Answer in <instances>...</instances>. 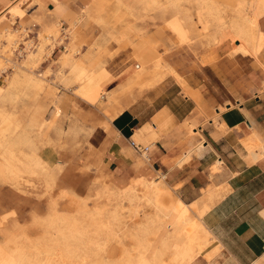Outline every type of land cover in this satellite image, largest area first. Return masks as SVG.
<instances>
[{"label":"rangeland","instance_id":"1","mask_svg":"<svg viewBox=\"0 0 264 264\" xmlns=\"http://www.w3.org/2000/svg\"><path fill=\"white\" fill-rule=\"evenodd\" d=\"M256 3L264 12V0H256ZM133 11L129 10L119 0H109L107 6L100 12L94 10L97 17L107 25L108 30L114 33V36L113 40L100 46L99 43L95 44L94 39L97 40L101 27L95 23H86L88 26L85 24L82 26V42L78 44L76 55L82 63V69L79 73H74L68 68L59 71L60 66L55 60L64 49L63 45L65 46L66 42H71L70 36L67 34V38L64 31L61 30L63 44L54 47L52 51L50 50L48 55H44L41 63L34 69L32 68L38 77L45 73L47 88L31 94L27 98L20 97L13 104L7 103L6 107L12 115L11 128L17 124L20 126L16 130L17 133L21 129L28 133L25 132V144L21 146L22 150L33 154L41 168L47 170V173L54 179L50 187L34 180L31 181L32 184L22 185L20 189L0 181V218L5 216L4 225H0V228L8 227L13 220H16L21 225L24 224L28 237L36 240L41 236L42 229L33 222L43 218L48 213V204L54 202L56 210L62 215L76 213L81 202H89L90 205L98 207L106 205L108 208H112L108 203V197L102 193L106 186L117 189L136 186V189L141 190L143 183L156 181L159 203L163 207H174L175 202L170 197V188L164 185L165 176L159 171L157 174L153 170L149 173L133 172L132 170L125 172L110 165L107 156L108 136L112 133L110 122L137 98L145 99L147 101L146 107L152 111L161 101L172 99L173 96L180 97L179 94H176L177 84L184 86L186 82H191V84L198 85L203 89L208 85L216 92V77L219 66L224 68V72L228 76H226L227 81H229L228 78L235 83L240 80L241 85H244L246 82L251 84L257 79L250 74L247 75V64L239 61V57L233 56L234 54L251 56L249 54L244 55L240 51L241 47L237 48L238 41L221 44L220 39L211 37L210 29L200 28L199 33H196L176 22L173 17L166 13L164 17L157 16L155 19L147 20L146 28H148L149 33L154 34L151 37V41H153L151 46L163 58L171 62L179 79L170 69L163 67L157 72L158 76L154 79L156 81L155 86L143 84L142 69L138 68L141 66L138 63L140 61H135L130 45L132 44L131 41L138 39L137 34H140V31L137 32V28L142 31L145 24L137 20L136 11ZM9 13L13 15L14 12ZM32 21L33 19L27 23V29L24 25L22 27L11 25L14 28L7 29L13 34V42L10 45H7L4 39L0 38V50L10 54V62L5 64L6 70L0 69V87L5 84L4 78L12 74L14 62L28 68L24 61V55L28 50L33 51L36 45H40L46 40L45 25L59 23L57 21L44 23L35 19L34 21H39L40 23H37L41 26L37 31L38 27H30ZM261 21V27L264 28V16ZM81 22H85V17ZM33 32L35 34H32ZM210 40L211 44H208ZM18 44L24 45L23 55L20 58L15 55ZM55 45L57 43L53 44V46ZM150 60L152 62V59ZM170 62L167 63L170 65ZM101 67L108 70L111 78L115 82L117 81L108 90V97L111 96V98H108L107 94L104 93L92 95L94 96L92 97L90 96L91 93L88 95L85 90L86 81ZM131 68L132 70L135 69L132 74L121 79L120 77ZM166 77L167 79H165ZM219 77L223 78L224 76ZM83 85L85 87L82 88ZM164 85H167L165 89L163 88ZM239 87L241 88V86ZM152 96L154 98L157 96L155 101L150 100ZM88 97L89 99H87ZM62 99L65 102L66 99L73 102L71 111H62L61 107L64 105L61 102L64 101ZM35 113L37 114V121L31 127ZM185 124L191 127L188 123ZM136 155L138 160L144 159L146 161L137 153ZM125 173L128 178L122 180L120 177ZM138 176L143 179L136 180L135 178ZM117 207L124 221L134 220L131 218V207L126 201L121 202ZM183 207L189 208V211L192 210L191 205ZM154 211L152 205L146 206L142 208L136 220L142 221L149 215L151 216ZM167 222H171L170 219ZM165 231L166 227H162L158 235L154 239L151 238L152 244L147 256L158 246ZM2 241L3 236L0 233V242ZM106 245L108 249L112 250V254L116 258L121 257L123 250H131L134 246L129 239L122 240L120 243L117 238L115 240L112 238ZM216 245L217 243L214 245V249L206 255L210 261L216 256Z\"/></svg>","mask_w":264,"mask_h":264},{"label":"bare ground","instance_id":"2","mask_svg":"<svg viewBox=\"0 0 264 264\" xmlns=\"http://www.w3.org/2000/svg\"><path fill=\"white\" fill-rule=\"evenodd\" d=\"M108 1L95 0L91 6L89 5L90 7L87 6L80 12L69 26L62 27V29L60 23L45 25L46 40L40 45H36L33 51L28 50L24 55V61L28 68L14 62L12 74L4 78L5 84L0 87L1 182L10 184L16 189H20L22 185L32 184L31 181L34 180L46 187H50L53 183L54 178L47 173V170L41 168L37 158L22 150L21 146L25 144L26 131L21 129L17 133L16 130L20 127L17 124L11 128L12 115L6 105L7 103L13 104L20 97L27 98L31 94L47 88L45 73L38 77L32 70L41 63L45 54L48 55L54 47L63 44L61 30L64 31L66 37L67 34L70 36L71 42H66L60 56L55 60L60 66V72L67 66L74 73L81 71L82 63L76 55L78 44L82 42V26L84 24L88 26L86 23H95L101 27L97 40L94 39L95 44L99 43L100 46H103L113 40L114 33L110 32L107 25L97 17V13H94L95 9L98 12L103 10ZM119 1L129 10L136 11L137 20L145 24L142 31L137 28V32L140 31V34H137L138 39L130 40L132 55L135 57V61H140L138 63L141 68H138L142 69L141 76L145 85L155 86L154 79L157 78V72L163 67H167L177 76L171 62L163 58L151 46L153 33H149L146 28L147 20L155 19L157 16L164 17L166 13L176 22L196 33L200 28L210 29L211 37L220 39L221 44L238 41L237 48L241 47L240 51L244 55L249 54L257 61L259 53L264 48V29L260 23L264 12L260 10L256 0ZM12 9L15 10L13 7ZM11 11L9 8L8 13ZM83 17H85V22L82 23ZM41 20L43 21V19ZM0 38H3L7 45L13 42V34L8 30H4L0 34ZM210 42L211 40L208 44H211ZM55 43L57 45L53 46ZM18 47H21L20 44ZM230 53L233 54L232 49ZM9 56L10 54L0 50V69L6 70L5 64L10 62ZM167 62H170V65ZM134 70L129 69L120 78L127 77ZM177 79H179L178 76ZM115 83L117 81L115 82L111 78L108 70L101 67L86 81L85 90L88 95L91 93L90 96L104 93L108 97V90ZM83 87L85 86L83 85ZM45 91L47 92L46 89ZM224 109L225 107L219 108L220 111ZM35 121H37L36 113L31 127ZM188 131L197 135L199 133L198 129L189 126ZM254 141L258 145L263 144H260L258 138H254ZM195 145L201 146L203 142L199 140ZM262 147L259 146L251 153L254 160H259L264 156ZM141 156L150 162L147 153ZM155 183L156 181L143 183L141 190L136 189V186L127 189L104 187L102 193L108 197V203L112 208H108L106 205L98 207L90 205L89 202H81L76 213L62 215L56 210V204L51 202L48 204L49 211L43 218L35 221L33 219V224L36 223L42 229L41 236L36 240L28 237L24 224L21 225L18 221L13 220L10 226L0 228V233L3 236V241L0 242V264H198L201 259L206 260L209 251L216 243H219L217 237L202 220L203 213L205 214L214 205L215 193L211 192L207 199L197 202V206L194 208L195 218L191 216L189 208L182 207L175 219L167 222L173 206L163 207L159 203ZM124 201L131 207V218H134L129 222L123 220L122 214L117 209V206ZM149 205L154 207L153 214L142 221L136 220L142 208ZM4 219L5 216H1L0 225H4ZM162 227H166L165 233L161 236L158 246L147 256L152 244L151 238L154 239ZM112 238L114 240L117 238L120 243L122 240L129 239L134 246L131 250L124 248L121 257L116 258L113 256L112 250L108 249L107 245L109 244L106 245Z\"/></svg>","mask_w":264,"mask_h":264},{"label":"crops","instance_id":"3","mask_svg":"<svg viewBox=\"0 0 264 264\" xmlns=\"http://www.w3.org/2000/svg\"><path fill=\"white\" fill-rule=\"evenodd\" d=\"M94 1L0 0V34L13 29L11 25L27 29L32 19L30 27H38L37 31L41 26L35 19L57 21L61 28L66 27ZM233 56L247 64V75L257 77L253 83L227 81L219 66L216 92L208 85L203 89L191 82L177 84L180 97L161 101L152 111L145 99L137 98L110 122V165L125 172L163 174L175 202L170 221L183 206L190 205L195 218L197 202L215 193L214 205L203 213L202 220L219 241L216 256L198 264H264V156L254 160L251 155L259 146L264 150V48L258 61L252 56ZM61 102L63 112L71 111L72 101ZM222 107L225 109L220 111ZM184 122L197 128L198 135L188 131ZM253 137L263 144H255ZM129 140L149 147V163L137 159ZM199 140L203 145H195ZM120 178L128 176L125 173Z\"/></svg>","mask_w":264,"mask_h":264},{"label":"built area","instance_id":"4","mask_svg":"<svg viewBox=\"0 0 264 264\" xmlns=\"http://www.w3.org/2000/svg\"><path fill=\"white\" fill-rule=\"evenodd\" d=\"M20 46L21 47H18L15 50V55L17 56V58H20L22 56L21 54H23V45ZM129 144L139 155L148 153V146L140 145L138 142H135L133 140H129Z\"/></svg>","mask_w":264,"mask_h":264}]
</instances>
